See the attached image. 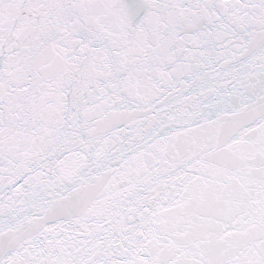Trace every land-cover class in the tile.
<instances>
[{
    "label": "snow or ice",
    "instance_id": "obj_1",
    "mask_svg": "<svg viewBox=\"0 0 264 264\" xmlns=\"http://www.w3.org/2000/svg\"><path fill=\"white\" fill-rule=\"evenodd\" d=\"M0 264H264V0H0Z\"/></svg>",
    "mask_w": 264,
    "mask_h": 264
}]
</instances>
